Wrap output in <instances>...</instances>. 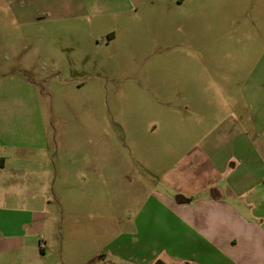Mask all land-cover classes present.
Listing matches in <instances>:
<instances>
[{
	"label": "rangeland",
	"instance_id": "obj_1",
	"mask_svg": "<svg viewBox=\"0 0 264 264\" xmlns=\"http://www.w3.org/2000/svg\"><path fill=\"white\" fill-rule=\"evenodd\" d=\"M262 52L264 0H0V264H134L199 156L256 201L226 177L264 122Z\"/></svg>",
	"mask_w": 264,
	"mask_h": 264
},
{
	"label": "crops",
	"instance_id": "obj_2",
	"mask_svg": "<svg viewBox=\"0 0 264 264\" xmlns=\"http://www.w3.org/2000/svg\"><path fill=\"white\" fill-rule=\"evenodd\" d=\"M257 48L259 52V46ZM256 57L255 62L264 64L263 52ZM231 60L233 62L234 58ZM241 61L250 62V58L245 54ZM255 104L264 107L263 91H258L255 103L250 99L247 102V106ZM263 107L258 110L263 111ZM257 122L259 119L254 121L259 125ZM248 139L245 137L244 142L238 141L236 147L231 151L228 148L229 153L226 152L227 156L233 155L242 160L240 174L244 175V179L236 180V176L228 175L226 181L230 193L246 197L248 191L251 194L247 198L256 195V201L245 202L239 198L241 205L229 203L221 193V188L214 185L220 180L219 170L206 167L199 156L194 168H183L177 176H168L166 179L172 188H177L185 196H191V199L177 202L175 197L162 194L160 198H151L154 206L150 207L157 213L154 223L157 233H153L150 222L142 219L139 237H134L136 248L130 255L127 254L134 264H163V260L169 264H264V122L255 137ZM0 163L3 167L2 159ZM225 167V164L220 166L221 172ZM196 190L200 193L192 197ZM80 197L82 207L83 192ZM71 202L73 204L74 201ZM146 206H149L147 202ZM258 207L260 209H256ZM140 214H143V210ZM165 228L177 233L168 240L158 236ZM20 234L24 235L23 243L35 258L38 254L37 247L33 248V245H37L36 241L42 251L40 254H45L51 244V238L45 243H40V239L33 243L28 240L27 234ZM7 236L17 237L9 233ZM22 258H27L25 252Z\"/></svg>",
	"mask_w": 264,
	"mask_h": 264
},
{
	"label": "water",
	"instance_id": "obj_3",
	"mask_svg": "<svg viewBox=\"0 0 264 264\" xmlns=\"http://www.w3.org/2000/svg\"><path fill=\"white\" fill-rule=\"evenodd\" d=\"M175 200L177 201V202H184L185 201V198H183L182 196H176L175 197ZM158 262H156V264H157ZM185 264H187V263H185Z\"/></svg>",
	"mask_w": 264,
	"mask_h": 264
}]
</instances>
